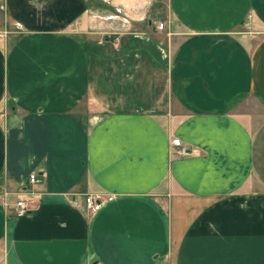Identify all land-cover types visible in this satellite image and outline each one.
<instances>
[{
	"label": "crops",
	"instance_id": "crops-1",
	"mask_svg": "<svg viewBox=\"0 0 264 264\" xmlns=\"http://www.w3.org/2000/svg\"><path fill=\"white\" fill-rule=\"evenodd\" d=\"M100 1L0 0V264H264V0Z\"/></svg>",
	"mask_w": 264,
	"mask_h": 264
},
{
	"label": "built area",
	"instance_id": "built-area-1",
	"mask_svg": "<svg viewBox=\"0 0 264 264\" xmlns=\"http://www.w3.org/2000/svg\"><path fill=\"white\" fill-rule=\"evenodd\" d=\"M158 28L164 29L166 27L165 22H160L157 25ZM172 144L175 147V151L181 155L189 154L190 150L183 144L181 138L175 137L172 139ZM41 182V176L37 172H31L28 179V185L21 188L20 190H10L0 184V197L4 205H8V198L11 195H15V209L14 213L18 216L25 214L28 210L32 208L33 197L35 196L34 188ZM114 195L112 194H100V193H88L84 198V205L89 212L98 211L102 205L108 201L112 200Z\"/></svg>",
	"mask_w": 264,
	"mask_h": 264
},
{
	"label": "rangeland",
	"instance_id": "rangeland-1",
	"mask_svg": "<svg viewBox=\"0 0 264 264\" xmlns=\"http://www.w3.org/2000/svg\"><path fill=\"white\" fill-rule=\"evenodd\" d=\"M100 2L102 3L101 5H103V6L106 5V2H105V1L103 2V0H101ZM99 11H100V12H103L104 10H102L101 8H99ZM122 20H123V19H122ZM125 21H126V19H125ZM159 23H160V22H159ZM159 23H158V24H159ZM166 26H167V24H166ZM244 29H245V28H244ZM7 35H8L7 30L0 32V38H1V39L5 38Z\"/></svg>",
	"mask_w": 264,
	"mask_h": 264
}]
</instances>
